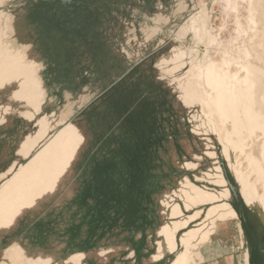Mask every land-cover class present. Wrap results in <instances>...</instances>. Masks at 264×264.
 <instances>
[{
    "label": "rangeland",
    "instance_id": "rangeland-1",
    "mask_svg": "<svg viewBox=\"0 0 264 264\" xmlns=\"http://www.w3.org/2000/svg\"><path fill=\"white\" fill-rule=\"evenodd\" d=\"M26 1V6L16 9L0 6V66L9 53L22 44L39 46L47 40L56 45L60 43L62 39L53 29V23H71L73 28H78L69 37L71 45H78V50L67 57L57 53V46L50 48V51L43 45L39 48L44 49L41 56L44 82L45 76L54 69L51 66L46 71L45 66L50 63L56 69L57 76L51 78L50 82L57 83V87H53L57 96L53 94L55 96L52 97L69 94L79 97L77 104L70 98H64V104L56 106L57 111H61L59 115L64 116L65 113V119H70L86 136L71 180L74 184L69 183L38 212L43 209L46 212L58 204L66 212L67 233L71 239V235L81 231L88 238L87 244L96 239V243L106 245L102 248L116 244L120 239L127 240L138 256L135 260L125 257L122 264H144V258H149L154 252L147 229L155 226L159 219L155 194L166 183H177L185 175L196 181L194 176L208 172L214 162L205 153L201 142L204 137L192 131L187 110L175 103L176 94L165 83L160 70L155 68V62L171 47L193 52L198 58L210 56L217 63L224 59L244 58L240 50L245 47L255 53L256 48L251 44L252 34L229 42L231 37H236L237 14L231 13L226 17L221 0H185L189 8L182 12H178L181 0H73L68 4L61 0ZM74 6L77 10L68 14ZM244 8L239 14L243 23L247 15L246 4ZM194 9L198 13L209 12L210 30L220 39V46L223 47L219 44L208 47L191 37L189 40L181 36L178 25H189V16ZM167 11L174 14L170 21L165 22L161 17L162 12ZM12 17L24 20L10 23ZM98 24L103 27L97 28ZM155 28L158 31L152 40L144 42L142 30L153 33ZM89 39L92 42L85 44ZM102 40L105 41V49L97 48ZM144 53L145 56L142 55ZM60 56L62 60L64 58L72 63L65 71L57 70ZM128 58L134 61L123 71L112 75ZM250 61L253 62L252 59ZM79 63L80 68L77 66ZM73 70L81 72L73 75ZM122 79L123 86L120 83ZM62 82L70 88L64 91L59 89ZM98 83L100 85L96 87ZM82 84L85 87L78 90ZM122 87L126 93L120 91ZM171 144L178 153L177 163L182 166L186 161L197 162L185 150L186 145L192 146V151L203 157L199 170L185 172L175 166L170 155ZM219 149V144L211 148ZM222 166L226 171L227 165L223 160ZM75 183L78 193L72 198L67 197ZM198 184L215 188L206 182ZM232 193L238 215L216 221L213 226V247L211 250H193L189 257L193 264H251V250H257L253 264H264V250L259 246L248 209L242 199H237L235 192ZM74 203H78L84 211L78 226L71 213ZM36 213H26L9 233L24 227L29 222L27 217ZM106 238L113 240L104 243L102 240ZM67 244L75 247L69 240ZM102 248L98 247L97 251ZM203 251L206 258H203ZM37 252L34 254L22 244L13 243L4 252V260L0 264H45L39 258L42 251ZM66 257L64 259H68ZM89 264L100 262L92 258ZM107 264H116L115 258Z\"/></svg>",
    "mask_w": 264,
    "mask_h": 264
},
{
    "label": "bare ground",
    "instance_id": "bare-ground-1",
    "mask_svg": "<svg viewBox=\"0 0 264 264\" xmlns=\"http://www.w3.org/2000/svg\"><path fill=\"white\" fill-rule=\"evenodd\" d=\"M61 2L68 4L73 0ZM221 2L226 17L237 14L236 37H231L229 42H236L242 35L251 33V44L256 50L252 53L245 47L239 49L244 58L224 59L217 63L210 56L198 58L193 52L171 47L155 62V68L160 70L165 83L176 94L175 103L187 110L192 131L204 137L201 142L205 153L214 162L208 172L194 176L196 181L185 175L177 183H166L155 194L159 219L155 226L147 229L154 252L144 258V264H193L189 260L193 250H211L216 221L238 215L232 192L248 209L259 246L264 250V0ZM26 4V0L0 2V6L14 9ZM244 4L247 5L245 23L239 15ZM188 8L187 2L181 0L178 12ZM195 10L189 16V25H178L181 36L189 40L191 37L208 47L220 46V39L209 27V12ZM162 13L165 22L174 14L170 11ZM23 20L12 17L10 23ZM100 26L98 24L97 28ZM155 29L153 33L142 30L144 42L152 40L158 31ZM39 46L22 44L11 51L0 66V140L7 134L16 138L6 142L4 147L3 144L0 146V231H12L26 213L40 211L69 183L74 184L71 180L75 175L76 161L86 143L84 131L70 119H65V113L60 116L61 111L56 108L64 104V98L77 104L79 97L71 94L58 98L50 96L42 75L44 49L41 51ZM125 46L128 45L125 43ZM133 61V58L124 60V65L112 75L123 71ZM80 65L77 66L80 68ZM80 72L73 70V75ZM110 77L102 80L100 77V80L103 82ZM50 85L57 87L56 82H50ZM84 87L82 84L77 89ZM216 144L220 146L219 151L211 150ZM185 150L197 162L178 164V153L171 144L170 155L175 166L185 172L199 170L203 157L192 151L190 145H186ZM222 160L227 165L226 171ZM204 182L215 188L198 184ZM77 193L75 183L67 197L72 198ZM55 209L60 206L57 204ZM83 212L79 204L74 203L71 209L73 219L81 218ZM63 224L68 228V223ZM112 240L106 238L102 241ZM69 241L72 243L71 238ZM64 246L74 249L67 243L60 247ZM202 255L206 258L204 251ZM137 256L133 245L123 239L100 251L67 254L64 257L68 259L55 252L39 254L45 264H88L91 258H97L100 264H107L115 258L116 264H122L123 258L135 260Z\"/></svg>",
    "mask_w": 264,
    "mask_h": 264
},
{
    "label": "crops",
    "instance_id": "crops-1",
    "mask_svg": "<svg viewBox=\"0 0 264 264\" xmlns=\"http://www.w3.org/2000/svg\"><path fill=\"white\" fill-rule=\"evenodd\" d=\"M76 10L77 8H75L74 6L73 9L69 10L68 14H71V12H75ZM52 26L54 27L53 29H55V31L58 33V37L59 36L61 37L62 41L58 39V41L60 40L61 42L57 43V45L49 40H47L46 42H42L44 43L43 46L46 49L50 51V48L52 49L53 47L57 46L58 47L57 53H61V56L63 57H67V55L74 53L73 51L78 50V45L75 46L71 45L69 38L70 36H72V34L75 33L74 31H76L78 28L75 27L73 28L71 23L64 24L63 22L53 23ZM56 40L57 39H54V41ZM89 40H86L85 44L92 42L91 40L90 41ZM104 42H105L104 40L100 41L99 42L100 44H97L98 45L97 48L101 47L102 49H105L106 44ZM61 56L59 63L57 65V70L59 69L65 71L68 67H70V65H72V63L66 62L64 58L62 60ZM51 66L54 69L47 75V77L45 76V83L49 94L51 96H55L57 91L55 92L52 85H50V79L55 78V76H57L56 69L52 64L49 63L45 66V70L46 71L49 70ZM120 83L121 86H123L124 79H122ZM60 86L61 87L59 89L63 91L70 88L68 85H65L63 82L61 83ZM117 87L119 88V86ZM120 91L124 92V87H122ZM124 93H126V91ZM1 138L2 140H0V146L1 144H3V147L4 144H6V142L10 143L11 140L13 141L16 139L13 135L8 136V134L1 136ZM1 152H2V148L0 147V153ZM27 218L29 222L25 223L24 227L22 226L19 230L18 229L15 230L12 234L9 233L10 231L0 232V263L4 260L3 258L4 252L13 243L22 244L23 247L26 248V250L30 252H34V254H38L39 252L37 251H42L41 253L43 254H45V252H49V253L55 252L59 254L61 257H64L67 254L75 255L77 253H88L90 251L97 250L98 247L102 248L106 246L105 244H103L102 246L96 243L95 242L96 239H94V242L90 240L89 243L87 244L88 241L87 236L80 231L79 234L74 233L73 235H71L72 236L71 244L75 245L73 250L69 249L66 246L61 248L60 244L64 245V243H67V240H70V235L69 233H67V225L65 226L63 224L66 223L65 220L66 212H64V210L62 209L50 208L46 212L45 209H43L42 212L40 213L38 212L36 214H30L29 217ZM74 223L77 226L80 225L81 224L80 218L74 221ZM256 257H257V250H251V259H250L251 264H253Z\"/></svg>",
    "mask_w": 264,
    "mask_h": 264
}]
</instances>
